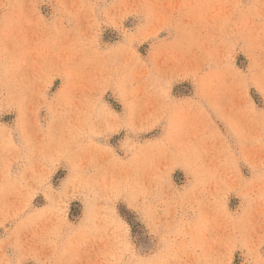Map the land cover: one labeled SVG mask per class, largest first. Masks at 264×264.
I'll return each instance as SVG.
<instances>
[{
    "label": "rangeland",
    "instance_id": "rangeland-1",
    "mask_svg": "<svg viewBox=\"0 0 264 264\" xmlns=\"http://www.w3.org/2000/svg\"><path fill=\"white\" fill-rule=\"evenodd\" d=\"M0 264H264V0H0Z\"/></svg>",
    "mask_w": 264,
    "mask_h": 264
}]
</instances>
